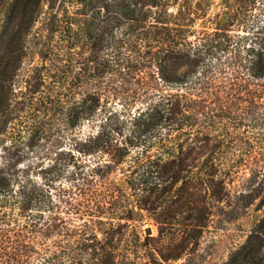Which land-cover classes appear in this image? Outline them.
<instances>
[{
  "label": "trees",
  "instance_id": "1",
  "mask_svg": "<svg viewBox=\"0 0 264 264\" xmlns=\"http://www.w3.org/2000/svg\"><path fill=\"white\" fill-rule=\"evenodd\" d=\"M39 1L14 0L9 15V22L13 24L6 29L10 35L27 27ZM119 1L113 8L108 0H91L85 8V28L89 31L86 43L93 49L85 55V121L93 125L98 118L101 123L96 132L85 137L84 146L75 145L86 156L104 152L116 159L113 163L98 161L86 173L84 169L89 164L85 159L78 172L81 176L73 175L71 185L57 182L63 170L57 162L50 167L56 174L44 175L37 182L17 180V184L10 176L12 172L3 170L0 225L10 235L7 242L13 248L8 264H30L28 254L31 253H38L36 258L42 264L84 263L85 240L96 231L95 223L109 225L104 232L107 238L116 223L121 227L140 228L144 221L141 211L159 207L152 217L159 228L156 249L165 260L179 258L199 244L213 208L229 202V185L240 176L241 169L264 167V157L237 152L231 148V137L211 131L216 126V115L211 105L210 76L217 67L222 73L246 72L254 82L263 78L264 25L237 39L225 32L230 24H224L199 36L196 42L189 39L195 33L192 23L170 26L173 12L167 0ZM244 14L248 16L251 10ZM261 14L264 15V8ZM150 17L152 24L144 21ZM118 26L127 28V35L151 40V58L159 61L163 70L165 65L171 70L187 66L186 78H172L163 71L162 78L177 86H171L159 101L148 103L146 110L133 116L117 112L98 116L103 95L125 92L107 89L105 79L114 74L122 78L130 76L132 66L145 56L138 41H132L129 46L126 38L114 47V54L107 51L110 48L108 30ZM8 65L0 58V115L4 114L8 82L12 77L6 72ZM191 74L195 77L191 78ZM232 81L236 82L234 77ZM251 82L245 83L249 86ZM144 93L137 89L133 96L140 99ZM113 115H116L114 122ZM78 177L83 178L81 183H77ZM75 187H79L78 191ZM85 200L91 220L88 234L85 233ZM95 203L100 207L111 203L115 212L102 218L103 214L92 211ZM169 239L174 242L169 243ZM169 244L175 245V252H166ZM88 245L90 249L92 246ZM103 249L111 248L107 245ZM263 249L264 234L252 232L225 264H263ZM106 256L105 252L101 253V257Z\"/></svg>",
  "mask_w": 264,
  "mask_h": 264
},
{
  "label": "rangeland",
  "instance_id": "2",
  "mask_svg": "<svg viewBox=\"0 0 264 264\" xmlns=\"http://www.w3.org/2000/svg\"><path fill=\"white\" fill-rule=\"evenodd\" d=\"M108 1L113 8L120 2ZM89 2L91 0H40L31 12L27 27L12 36L6 29L13 24L9 22V15L14 0H0V58L9 63L6 72L12 76L8 82L4 114L0 115V173L3 170L12 172V175L8 174L15 182H37L44 175H54L56 170L50 167L57 162L63 166L57 182L71 185L73 175L81 176L78 172L85 159L89 164L84 169L85 173L98 161L113 163L116 159L104 152L86 156L75 148L77 143L80 147L84 146L85 137L96 132L101 123L98 118L93 125L85 121V55L93 50L86 43L89 31L85 28V8ZM166 2L173 12L170 26L192 23L195 33L189 39L196 42L199 36L211 33L224 24H230V29L225 32L237 39L256 32L264 25V15L261 14L264 0ZM249 9L251 14L246 16L244 12ZM151 19L144 21L152 24L154 21ZM96 31L100 30L93 32ZM126 32L127 28L120 26L108 30L110 48L107 51L114 54V47L126 38L129 46L132 41H138L145 56L132 66L130 76L122 78L114 74L105 79L107 89H124L125 92L103 95L98 116L116 112L133 116L146 110L148 103L159 101L171 86H177L175 82L168 83L162 78L163 71L172 78H186L187 66L171 70L165 65L163 70L159 61L151 58L152 41L137 39ZM213 72L210 75L213 84L211 105L216 115V126L211 131L231 137V148L235 151L263 158L264 98L261 100V96H264V77L254 82L246 72L239 75L228 71L222 73L217 67L213 68ZM194 77L191 74V78ZM249 80L252 82L248 86L245 82ZM137 89L145 91L140 99L133 96ZM115 120L116 115H113L111 121ZM239 174L229 185V202H222L213 208L199 244L181 257L165 260L156 249L159 228L152 217L160 210L159 207L141 211L144 221L140 228L121 227L115 221V230L107 238L104 232L109 225L95 223L96 231L89 240H85V262L81 264H225L252 232L264 234V167L247 166ZM82 180L78 177L77 183ZM93 206L92 211L103 214L102 218L115 212L111 203L102 207L95 203ZM80 207L83 208V205ZM88 210L85 200V233L88 224H91ZM148 228H151L150 232ZM7 237L10 239L0 225V264H8L10 251L13 250ZM171 241L169 239V243ZM88 243L92 246L90 249L87 248ZM174 244L167 246V253L176 251ZM107 245L111 248L109 251L103 249ZM103 252L107 254L105 258L101 257ZM28 255L31 257L30 264H42L36 258L38 253Z\"/></svg>",
  "mask_w": 264,
  "mask_h": 264
},
{
  "label": "water",
  "instance_id": "3",
  "mask_svg": "<svg viewBox=\"0 0 264 264\" xmlns=\"http://www.w3.org/2000/svg\"><path fill=\"white\" fill-rule=\"evenodd\" d=\"M148 231L150 232L151 231V228H148Z\"/></svg>",
  "mask_w": 264,
  "mask_h": 264
}]
</instances>
